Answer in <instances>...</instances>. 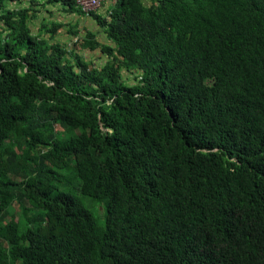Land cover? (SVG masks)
<instances>
[{
  "label": "trees",
  "instance_id": "1",
  "mask_svg": "<svg viewBox=\"0 0 264 264\" xmlns=\"http://www.w3.org/2000/svg\"><path fill=\"white\" fill-rule=\"evenodd\" d=\"M25 1L0 0V264H264V0ZM57 5L109 43L35 35Z\"/></svg>",
  "mask_w": 264,
  "mask_h": 264
},
{
  "label": "crops",
  "instance_id": "2",
  "mask_svg": "<svg viewBox=\"0 0 264 264\" xmlns=\"http://www.w3.org/2000/svg\"><path fill=\"white\" fill-rule=\"evenodd\" d=\"M145 6H153L155 0H142ZM31 0H26L22 6H13L15 8H30ZM110 9L109 2H105L102 8L99 10L98 14L102 17H106ZM62 24L66 27L59 34V41L71 45L73 43V38L70 36V31L77 29L82 37L87 38L90 35L96 37L97 41L102 45L108 44L106 36L103 34V30L100 28L99 24L94 18H88L81 15H71L68 14L67 8L63 6H50L41 11V13L32 22L31 27L35 35H37L43 25H54ZM50 38V37H49ZM102 39L105 41L102 42ZM90 53V51H87ZM85 56H88L85 52ZM90 56V55H89ZM106 58V57H104Z\"/></svg>",
  "mask_w": 264,
  "mask_h": 264
},
{
  "label": "rangeland",
  "instance_id": "3",
  "mask_svg": "<svg viewBox=\"0 0 264 264\" xmlns=\"http://www.w3.org/2000/svg\"><path fill=\"white\" fill-rule=\"evenodd\" d=\"M105 41L104 39H102V42ZM72 45V44H71ZM88 56H85L87 60H91L93 62H95L97 67H103L106 63V58L103 57V54L100 51L97 52H90L88 53L86 51ZM90 55V56H89ZM124 77L126 78L127 81H129L130 83H134V76H132V74H129L127 72L124 73ZM59 130H63L62 127H58ZM95 213H96V217L98 218V221L101 225H103L105 223V215H106V209L105 207L102 205L101 207H99V209H95ZM22 214L21 210H18L16 213L17 217H20V215Z\"/></svg>",
  "mask_w": 264,
  "mask_h": 264
},
{
  "label": "built area",
  "instance_id": "4",
  "mask_svg": "<svg viewBox=\"0 0 264 264\" xmlns=\"http://www.w3.org/2000/svg\"><path fill=\"white\" fill-rule=\"evenodd\" d=\"M108 0H77L79 8L90 17L93 13H97ZM119 0H111V5H115Z\"/></svg>",
  "mask_w": 264,
  "mask_h": 264
}]
</instances>
